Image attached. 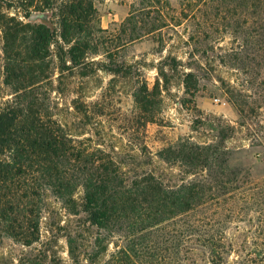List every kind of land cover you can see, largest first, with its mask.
Masks as SVG:
<instances>
[{"label": "trees", "instance_id": "1", "mask_svg": "<svg viewBox=\"0 0 264 264\" xmlns=\"http://www.w3.org/2000/svg\"><path fill=\"white\" fill-rule=\"evenodd\" d=\"M58 1L41 0L50 11ZM171 2L138 0L132 5L121 25L124 38L117 48L164 28L183 27L189 42L201 43L205 38L215 40L213 45L229 33L234 39H242L248 17L257 28L261 21L264 25V0H174L178 12ZM1 7L2 84L10 93L0 95V243L8 238L28 249L23 264H64L55 249L59 238H64L71 264L82 263V252L86 264H96L107 250L108 238L102 233L86 252L83 237L95 228L124 241L102 264H167L162 255L165 250L158 246L167 242L172 251L171 243L176 242L182 264L192 261L197 252L206 257L208 264H230L233 254L232 264H252L251 258L240 254L245 247L234 246L224 233L219 232L217 238L211 230L204 231L203 237L198 235L201 227H226L241 217L238 212L244 206L264 212V176L254 178L242 167L232 166L231 152L224 146L226 132H233V127L214 119L209 129L217 132L216 141L200 143L180 138L157 151V160L170 169L176 168L177 175L153 169L154 161L145 146L141 154L147 162L142 166L139 157L132 155V172H128L122 166L128 162L117 158L113 150L91 137L72 134L70 122L60 116V104L53 97L62 93L66 71L84 77L87 68L98 67L114 76L129 75L136 78L132 92L135 119L146 127L155 123L161 94L168 89L172 73L183 66L181 61L171 55L160 61L150 88L141 78L138 65L114 61L108 51L106 63L92 61L102 37L81 34V24L93 13L88 0L60 4L59 35L45 18L39 25L24 24L3 13ZM27 7H32L31 2ZM31 13L26 16L29 18ZM211 13L222 30L208 33L205 22L196 24V19H205ZM158 44L162 52L165 42L160 39ZM55 71L59 73L56 79L52 74ZM180 75L185 94L194 97L196 89L189 81L195 75L191 71ZM70 108L81 125H88L103 117L105 102L101 98L92 102L75 98L67 111ZM237 109L242 117L243 110ZM78 190L80 198L76 197ZM48 196L73 217L75 228L46 223L47 236L42 240V221L53 218ZM170 226L175 236L165 242L154 238L158 233L167 235ZM246 249L255 252L250 246ZM148 257L155 258L153 263L145 261Z\"/></svg>", "mask_w": 264, "mask_h": 264}, {"label": "rangeland", "instance_id": "2", "mask_svg": "<svg viewBox=\"0 0 264 264\" xmlns=\"http://www.w3.org/2000/svg\"><path fill=\"white\" fill-rule=\"evenodd\" d=\"M70 0H59L54 10L42 6L41 0H0L1 10L8 16H14L24 24L39 25L42 19H46L47 25L60 34L61 17L58 9L60 4ZM92 5L93 13L89 14L86 21L81 24V34H95L100 38L101 44H97L98 53L91 56L92 61L106 63V53L112 55V60L125 62L131 66H137L142 70V76L151 88L157 77L156 67L166 56L171 55L181 61L182 67L172 73L171 83L166 91L161 94V103L157 108L155 123L146 127L135 119L132 92L136 85V78L128 76H114L107 71L96 67L87 68V76L78 74L69 75L68 71L63 74L65 86L62 93L53 94L60 104V116H63L72 127V134H83L91 137L93 141L104 145L108 150H113L115 156L129 165H122L124 171L132 172V158L139 157V163L147 162L142 156L141 148H147L146 153L154 161L155 167L165 174L177 175L176 168H169L157 160L155 154L169 143L178 139L191 138L196 142L216 141V131L209 129V124L215 119L220 120L221 125H230L233 132H226L224 146L231 152V164L234 167H242L245 172L254 178L264 176V25L255 26L250 17L244 27L245 33L242 39H234L233 36L225 34L217 42L215 40L203 39L200 42H189L183 27L164 28L160 32L150 34L128 43L123 48H117L119 42L124 38L121 25L129 16L132 5H137L138 0H88ZM32 7L28 9V3ZM172 8L178 12V4L172 0ZM163 3L159 4L162 6ZM160 8V7H159ZM41 13L42 19L29 20L26 13ZM31 13V14H32ZM220 20V19H218ZM205 22V31L213 33L222 30L215 23L213 13L205 19L199 17L198 22ZM195 27V26H194ZM263 28V29H261ZM99 30H107L104 34ZM126 34V33H125ZM160 39L165 42L162 52L159 50ZM186 42V44H185ZM3 46L2 33L0 29V95L6 97L10 91L2 84V55ZM213 47L211 49L210 47ZM232 50H234L232 52ZM194 54V56H190ZM168 70V69H167ZM191 71L195 77L189 81L191 87L196 89L194 97L185 94V89L180 74ZM53 78L59 76L57 71L53 72ZM81 98L85 102L103 99L105 109L103 117L93 120L92 123L83 125L82 121L75 119V114L66 107L72 99ZM243 110L240 117L237 108ZM195 122H202L195 123ZM205 124V125H204ZM225 125V126H226ZM142 162V163H141ZM138 163V164H139ZM81 190L77 191L76 197L80 198ZM47 203L50 211H53L51 220L43 219V239L47 236L46 223L60 224L75 228V221L61 208V205L48 196ZM264 212L254 206H244L239 210V218H234L226 227L213 225L201 227L198 235L203 237L206 230H211L216 237L224 233L234 246L245 249L240 253L247 259H252V264H264ZM220 232V233H219ZM108 238L107 250L96 260V264H102L110 258L116 250L115 246L123 245V239L116 234L107 235L104 231L91 228L84 237L86 252H89L94 239L100 235ZM175 230L169 227L168 234L158 233L154 236L165 242L168 237L175 236ZM223 235V236H224ZM103 237V236H101ZM217 238V237H216ZM254 245V246H253ZM159 248L162 255L167 259V264H182V258L177 253L176 242L169 249V242L165 245L160 243ZM251 247L248 251L246 248ZM172 247V248H173ZM64 264H71L67 253V244L64 238H59L55 248ZM243 249V248H242ZM29 252L20 244L5 238L0 243V264H23L24 255ZM81 264H86V256L81 253ZM233 254L229 262L235 260ZM169 258V260H168ZM155 258L148 257L147 262ZM188 264H208L206 257L197 252Z\"/></svg>", "mask_w": 264, "mask_h": 264}, {"label": "water", "instance_id": "3", "mask_svg": "<svg viewBox=\"0 0 264 264\" xmlns=\"http://www.w3.org/2000/svg\"><path fill=\"white\" fill-rule=\"evenodd\" d=\"M42 18H44V15L43 14H41V13H38V14H36V13H32V14H30V16H29V20H36V19H42Z\"/></svg>", "mask_w": 264, "mask_h": 264}]
</instances>
